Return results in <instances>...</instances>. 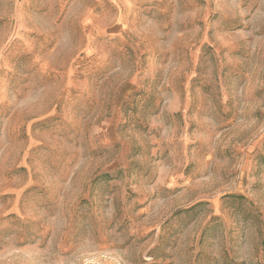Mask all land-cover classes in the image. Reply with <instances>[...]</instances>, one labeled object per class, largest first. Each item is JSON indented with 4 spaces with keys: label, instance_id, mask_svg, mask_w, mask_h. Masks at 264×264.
Listing matches in <instances>:
<instances>
[{
    "label": "rangeland",
    "instance_id": "374dc122",
    "mask_svg": "<svg viewBox=\"0 0 264 264\" xmlns=\"http://www.w3.org/2000/svg\"><path fill=\"white\" fill-rule=\"evenodd\" d=\"M0 264H264V0H0Z\"/></svg>",
    "mask_w": 264,
    "mask_h": 264
}]
</instances>
